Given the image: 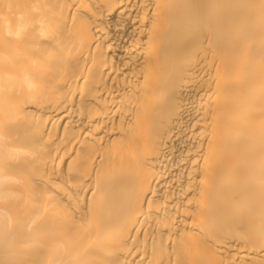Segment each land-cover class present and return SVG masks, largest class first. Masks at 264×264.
Here are the masks:
<instances>
[{
    "label": "bare ground",
    "instance_id": "bare-ground-1",
    "mask_svg": "<svg viewBox=\"0 0 264 264\" xmlns=\"http://www.w3.org/2000/svg\"><path fill=\"white\" fill-rule=\"evenodd\" d=\"M0 264H264V0H0Z\"/></svg>",
    "mask_w": 264,
    "mask_h": 264
}]
</instances>
